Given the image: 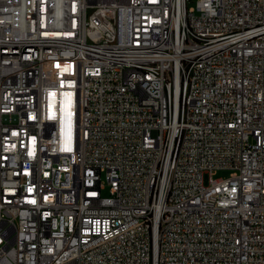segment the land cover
Returning a JSON list of instances; mask_svg holds the SVG:
<instances>
[{
	"label": "built area",
	"instance_id": "obj_1",
	"mask_svg": "<svg viewBox=\"0 0 264 264\" xmlns=\"http://www.w3.org/2000/svg\"><path fill=\"white\" fill-rule=\"evenodd\" d=\"M188 2L0 0V264H264V0Z\"/></svg>",
	"mask_w": 264,
	"mask_h": 264
},
{
	"label": "rangeland",
	"instance_id": "obj_2",
	"mask_svg": "<svg viewBox=\"0 0 264 264\" xmlns=\"http://www.w3.org/2000/svg\"><path fill=\"white\" fill-rule=\"evenodd\" d=\"M196 2L197 0H189L188 2V5L189 7H195L196 6ZM233 171L231 170H219L217 171L215 174H214V178L215 179H222V178H228L231 176V173ZM203 182H204V185L205 186H209V174H205L204 177H203ZM105 195L108 194V189H106L104 192H103Z\"/></svg>",
	"mask_w": 264,
	"mask_h": 264
}]
</instances>
